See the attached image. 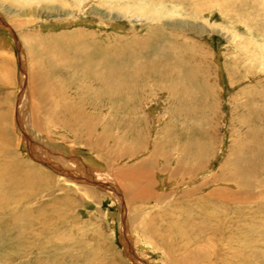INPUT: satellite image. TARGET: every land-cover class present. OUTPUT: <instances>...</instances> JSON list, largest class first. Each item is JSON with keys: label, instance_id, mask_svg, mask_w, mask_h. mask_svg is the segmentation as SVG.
I'll list each match as a JSON object with an SVG mask.
<instances>
[{"label": "rangeland", "instance_id": "rangeland-1", "mask_svg": "<svg viewBox=\"0 0 264 264\" xmlns=\"http://www.w3.org/2000/svg\"><path fill=\"white\" fill-rule=\"evenodd\" d=\"M16 1L0 0V264H264V0ZM103 48L123 90L74 69Z\"/></svg>", "mask_w": 264, "mask_h": 264}, {"label": "bare ground", "instance_id": "bare-ground-1", "mask_svg": "<svg viewBox=\"0 0 264 264\" xmlns=\"http://www.w3.org/2000/svg\"><path fill=\"white\" fill-rule=\"evenodd\" d=\"M18 1V0H17ZM16 1V2H17ZM22 1H25V0H19V2L20 3H22V5L23 6H19L20 7V9H23V8H26V6H24V5H26V3H28V5H31V4H29V2H26L25 4H23V2ZM112 1V0H111ZM140 1H142V0H140ZM12 2H13V0H12ZM81 2V1H80ZM109 3V2H108ZM141 3V2H140ZM81 4H83V3H81ZM87 4V3H86ZM81 6V5H80ZM18 7V6H17ZM85 7V6H84ZM108 7H110L109 5H108ZM111 7H112V5H111ZM49 7H47V9H48ZM83 8V7H82ZM130 8V7H129ZM141 8V7H140ZM41 9V8H40ZM85 9V8H84ZM27 10V9H26ZM50 10V9H49ZM41 11H42V9H41ZM44 11V10H43ZM142 11V10H141ZM49 12V11H48ZM140 12V11H139ZM141 13V12H140ZM139 13V14H140ZM31 15V14H30ZM139 16V15H138ZM141 16V15H140ZM136 17H137V15H136ZM139 18H141V17H139ZM152 20H154L155 18H151ZM157 21V20H156ZM103 36H105V35H103ZM108 36H110V35H108ZM106 39V38H105ZM108 39V38H107ZM96 40H98V39H96ZM101 40V39H100ZM122 40V39H121ZM143 40V39H142ZM151 40V39H150ZM84 41H86V40H84ZM95 41V40H94ZM106 41V40H105ZM112 41V40H111ZM168 40H167V37H164L160 42H158L157 44V46H159V52H167V51H170V49H168L169 47H170V44H169V42H167ZM103 42V41H102ZM102 42L100 43V44H102ZM86 43V42H85ZM100 44H98V45H100ZM108 44V43H107ZM114 44V43H113ZM112 45V44H111ZM109 46V45H108ZM98 47V46H97ZM134 47V46H133ZM137 47V46H136ZM83 48H85L86 50L88 49V48H90V45L88 46V45H84L83 46ZM95 48V47H94ZM99 48V47H98ZM109 48V47H108ZM132 48V47H131ZM138 48V47H137ZM93 49V48H92ZM135 49V48H134ZM96 50V49H95ZM100 50V49H99ZM108 50V49H107ZM118 50H120V49H118ZM80 53L82 52V54H83V57H82V59H79L80 57H81V55H78L77 56V58L76 59H79V60H77L76 62H75V65H74V69H78L79 70V68L80 67H82V66H88V64H90L91 65V67H93V68H90V70H89V72H87L88 74H91V75H95V76H97V74H99L98 76H100V77H103V76H101L100 74H103L104 75V78H100V79H102V82L103 83H101V85H103V87H102V89H98V90H100V91H102V92H104L105 90H108L109 88L111 89L112 87H114V88H117L118 87V89H121V90H123L122 89V87L124 86L122 83H126L127 81H130V80H128L127 78H121V77H116L117 75H115L114 77H111V74H113V73H115L116 71H114V67L112 66V68H111V70H110V68H109V66H104L103 65V63H105V62H103V59L102 58H104L103 56H105V54L107 55V56H109L110 58L112 57H114L113 58V60H115L116 61V56H114V55H111L108 51H106V50H104V48L102 49V51H97V52H100V53H95V56L93 55V57H89V56H87L86 54H85V51H84V49H82V50H78ZM132 51V50H131ZM136 51H137V49H136ZM184 52V51H183ZM134 53V52H133ZM171 53H173V52H171ZM127 54V53H126ZM163 54V53H162ZM174 54V53H173ZM97 55H99V56H97ZM131 56H133V54H130ZM122 56V55H121ZM129 56V55H128ZM128 56L127 57H125V59L126 58H128ZM122 57H124V56H122ZM119 59V58H118ZM129 59V58H128ZM153 59V58H152ZM109 60V59H108ZM112 60V61H113ZM107 61V60H106ZM112 62V63H116V62ZM122 61H124V60H122ZM128 61V60H127ZM165 61V60H164ZM109 62V61H108ZM178 62V61H177ZM112 63H111V65H112ZM165 63H168V65L166 66L167 67V69H169V70H171V68L173 67V64L175 63V61H174V55H173V58H172V60H166L165 61ZM123 64V63H122ZM147 64V63H146ZM178 64V63H177ZM176 63H175V65H177ZM108 65H109V63H108ZM117 65V64H116ZM116 65H115V68H116ZM156 65V64H155ZM124 66H126V65H124ZM152 66V65H151ZM151 66H150V68H151ZM178 66V65H177ZM111 67V66H110ZM146 67V66H145ZM123 69H125V67H122ZM127 68H128V66H127ZM147 68V67H146ZM73 69V70H74ZM117 69V68H116ZM131 69V68H130ZM133 69V68H132ZM140 69V68H139ZM157 69V68H156ZM160 69H162V67H160V65L158 66V71L157 72H159L160 71ZM164 69H166V68H164ZM174 69V68H173ZM77 70V71H78ZM121 70V69H120ZM144 71H145V69H143ZM181 70V69H180ZM76 71V70H75ZM127 71H129L128 69H127ZM131 71V70H130ZM129 71V72H130ZM186 71V70H185ZM79 72V71H78ZM100 72V73H99ZM124 71H122V73H123ZM126 72V71H125ZM124 72V73H125ZM163 72V71H162ZM179 72V71H178ZM182 72H183V70H182ZM188 72V71H187ZM190 72V71H189ZM118 73V72H117ZM116 73V74H117ZM122 73H120V74H122ZM144 73V72H143ZM142 73V74H143ZM119 74V75H120ZM126 74L128 75V73L126 72ZM138 74V73H137ZM153 74V73H152ZM191 74V73H190ZM193 74V73H192ZM195 74V73H194ZM108 75H110V77L111 78H109L108 77ZM114 75V74H113ZM132 75V74H131ZM151 75V74H150ZM184 75V74H183ZM98 76H97V78H98ZM122 76V75H121ZM135 76V75H134ZM137 76V75H136ZM143 76V75H142ZM145 76V75H144ZM152 76H155V75H152ZM196 76V75H195ZM127 77V76H126ZM139 77H140V75H139ZM180 77V76H179ZM188 77V76H187ZM191 77V76H190ZM94 78H96V77H93V79ZM177 78V77H176ZM185 77H183V79H184ZM99 79V80H100ZM131 79V78H130ZM133 79V78H132ZM136 79H138V77L136 78ZM158 79V78H157ZM180 79V78H179ZM142 80H143V78H142ZM185 80V79H184ZM190 80V79H189ZM101 81V80H100ZM134 81H136V80H134ZM133 80L131 81V82H129L130 84H132L133 85V82H134ZM141 81V80H140ZM176 81V80H175ZM93 82H95V83H97V80L95 79V80H93ZM143 82V81H142ZM147 82V81H146ZM182 82H184V81H182ZM181 82V83H182ZM186 82V81H185ZM185 82H184V84H185ZM90 83H92V82H90ZM85 84V83H84ZM141 84V83H140ZM159 84V83H158ZM173 84H176V83H173ZM172 84V85H173ZM183 84V83H182ZM183 84V86H185ZM93 85V84H92ZM95 85V84H94ZM93 85V86H94ZM137 85V84H136ZM135 85V86H136ZM142 85V84H141ZM89 86V85H88ZM139 86V85H138ZM152 86V85H151ZM177 86H178V83H177ZM100 86L98 85L97 86V88H99ZM131 87V86H130ZM130 87L128 88V91H130L131 92V90H132V87H131V89H130ZM124 88H126V87H124ZM133 88H135V87H133ZM117 89V90H118ZM136 90V89H135ZM176 90V89H175ZM112 91V90H111ZM134 91V90H133ZM99 92V91H98ZM101 92V93H102ZM127 92V91H126ZM135 92V91H134ZM88 93H89V91H88ZM129 93V92H128ZM133 93V92H132ZM89 94H91V93H89ZM100 94V93H99ZM109 94V93H108ZM114 94V93H113ZM142 94V93H141ZM104 95V94H103ZM121 95V94H120ZM152 95V94H151ZM106 96V95H105ZM115 96V95H114ZM131 96V95H130ZM154 96V95H153ZM116 97V96H115ZM98 98V97H97ZM120 98H122V97H120ZM131 98V97H130ZM133 98V97H132ZM131 98V99H132ZM135 98V97H134ZM50 100V99H49ZM116 100V99H115ZM126 100H128V99H126ZM133 100V99H132ZM112 101V100H111ZM117 101V100H116ZM109 102H110V100H109ZM124 102V101H123ZM117 103H119V102H117ZM121 103V102H120ZM131 103V102H130ZM107 104V103H106ZM110 104V103H109ZM122 104V103H121ZM121 104H120V106H121ZM125 105H126V101H125ZM95 106V105H94ZM128 107H129V104H128ZM130 107H131V105H130ZM57 108V107H56ZM111 108V107H110ZM121 108H122V106H121ZM125 108V107H124ZM123 108V109H124ZM127 108V107H126ZM135 108V107H134ZM64 109H66V108H64ZM129 109V108H128ZM111 110V109H110ZM127 110V109H126ZM46 112V111H45ZM57 112V111H56ZM128 112H129V110H128ZM114 113V112H113ZM47 114V113H46ZM181 118V117H180ZM187 122V121H186ZM185 123V122H184ZM186 125V124H185ZM175 126V125H174ZM165 127V126H164ZM181 127V126H180ZM168 128V127H167ZM173 128V127H172ZM164 129V128H163ZM166 129V128H165ZM189 129V128H188ZM162 130V129H161ZM160 130V131H161ZM159 131V132H160ZM172 131V130H171ZM177 133V132H176ZM181 133V132H180ZM189 133V132H188ZM166 134V133H165ZM188 135H190V134H188ZM187 135V136H188ZM135 136V135H134ZM192 136V135H191ZM190 136V137H191ZM193 136H194V134H193ZM162 137V136H161ZM167 137V136H166ZM185 137H186V135H185ZM189 137V138H190ZM160 138V137H159ZM171 137H169V139H170ZM181 138V137H180ZM192 138V137H191ZM162 139V138H161ZM163 139H165V138H163ZM182 139H184V137L182 136ZM185 139H187V138H185ZM166 140V139H165ZM194 140V139H193ZM168 141H170V140H168ZM167 141V142H168ZM180 141V140H179ZM155 142V141H154ZM153 142V143H154ZM186 142V141H185ZM188 142V141H187ZM186 142V143H187ZM183 143V142H182ZM195 143H196V141H195ZM194 143V144H195ZM197 143H199V142H197ZM128 144H129V142H128ZM127 144V145H128ZM133 144V143H132ZM131 144V145H132ZM156 144V143H155ZM159 144V143H158ZM158 144H156V145H158ZM162 144V143H161ZM172 144V143H171ZM175 144V143H174ZM207 144V143H206ZM173 145V144H172ZM181 145V144H180ZM183 145V144H182ZM181 145V146H182ZM197 145V144H196ZM141 146V145H140ZM176 146V145H175ZM134 147V146H133ZM139 147V146H138ZM158 147V146H157ZM161 147V146H160ZM189 147V146H188ZM187 147V148H188ZM159 148V147H158ZM197 148H198V146H197ZM126 149V148H125ZM134 149V148H133ZM137 149V151H139L138 149L139 148H136ZM161 149H162V147H161ZM160 149V150H161ZM173 149L174 148H172V151H173ZM189 149V148H188ZM199 150H201L200 148H198ZM154 150V149H153ZM163 150H164V148H163ZM176 150V152H177V150H178V147H177V149H175ZM174 150V151H175ZM205 150H206V148H205ZM130 151H132V150H130ZM136 151V152H137ZM155 151V150H154ZM157 152L159 151V149L158 150H156ZM155 151V152H156ZM180 151H182V150H180ZM180 151H179V154H180ZM188 151V150H187ZM186 151V152H187ZM133 152V151H132ZM131 152V153H132ZM135 152V151H134ZM154 152V153H155ZM160 152H162V151H160ZM182 152H184V151H182ZM130 153V154H131ZM138 153V152H137ZM137 153L135 154V156L137 155ZM153 153V152H152ZM175 153V152H174ZM200 153V152H199ZM156 154V153H155ZM159 153H157V158H158V155ZM162 154V153H161ZM167 154H168V152H167ZM166 154V155H167ZM184 154V153H183ZM186 154V153H185ZM128 155V154H127ZM132 155H134V153L132 154ZM154 155V154H153ZM152 155V156H153ZM169 155H171V154H169ZM182 155V154H181ZM188 155V156H187ZM192 155V153L190 154V157H192L191 156ZM129 156V155H128ZM161 156V155H160ZM131 157H133V156H131ZM155 157V156H154ZM177 157V156H176ZM184 157V156H183ZM160 158V157H159ZM161 158H162V156H161ZM165 158V156L163 157V159ZM172 157H170V159H171ZM187 158H189V153L188 154H186V159ZM197 158V157H196ZM165 159H167V158H165ZM175 159V158H174ZM193 159H195L194 158V156H193V158H192V160ZM151 160V159H150ZM169 160V159H168ZM172 160V159H171ZM188 160V159H187ZM190 160V159H189ZM159 161V160H158ZM163 161V160H162ZM181 161V160H180ZM194 161V160H193ZM160 162H161V160H160ZM176 162V161H175ZM195 162V161H194ZM199 162V161H198ZM178 163V162H177ZM83 164H85V163H83ZM145 164V163H144ZM190 164H191V162H190ZM193 164V163H192ZM170 165V164H169ZM172 165V164H171ZM184 166H186L187 164H183ZM189 165V164H188ZM137 166V165H136ZM153 166V165H152ZM165 166H167V165H165ZM178 166H179V163H178ZM182 166V165H181ZM81 167V166H80ZM155 167V166H154ZM153 167V168H154ZM171 167V166H170ZM183 167V166H182ZM88 168V167H87ZM160 168V167H159ZM162 168H164V167H162ZM187 168V167H186ZM190 168V167H189ZM193 168V167H192ZM172 169V168H171ZM178 169H179V167L177 168H175L174 167V171H173V169H172V172H171V174H174L175 173V171L177 170V172H179L178 171ZM72 170V169H71ZM76 170V169H75ZM74 170V171H75ZM167 170H168V168H167ZM188 170V169H187ZM180 171H182V170H180ZM197 171V170H196ZM89 172V171H88ZM185 173L187 172V171H184ZM170 173V172H169ZM184 173V174H185ZM190 173V172H189ZM193 173V172H192ZM194 173H196V172H194ZM241 173V172H240ZM187 174H188V172H187ZM78 175V174H77ZM186 175V174H185ZM173 176V175H172ZM187 176V175H186ZM137 177H140V176H137ZM193 178V177H192ZM104 179V178H103ZM162 179V178H161ZM188 179V178H187ZM191 179V178H190ZM87 180V179H86ZM89 180V179H88ZM135 180H137V178L135 177ZM129 181H131L130 183H132V180L130 179ZM242 182V181H241ZM163 183V182H162ZM243 183V182H242ZM108 184V183H107ZM162 185H164V183L162 184ZM199 186V185H198ZM207 186V185H206ZM248 186V185H247ZM185 187H187V186H185ZM150 189V188H149ZM201 190V189H200ZM190 191V190H189ZM201 192V191H200ZM217 192V191H216ZM214 193V192H213ZM224 193V192H223ZM187 194V193H186ZM203 195V194H202ZM190 196V195H189ZM30 200L32 201V202H35L36 201V194L35 193H31L30 194ZM199 198V197H198ZM209 198V197H208ZM207 200V199H206ZM211 200V199H210ZM17 202V201H16ZM19 202V203H18ZM17 203V211H16V213H20V214H25L26 212H27V210L26 211H24L27 207H25V202H22V201H18ZM196 202V201H195ZM197 203V202H196ZM26 204H30V202H26ZM18 206H20V211H18L19 209H18ZM22 207V208H21ZM27 216V215H26ZM19 217V216H18ZM20 218V217H19ZM21 219V218H20ZM19 220V219H18ZM38 251H40L41 253H44V249L42 248V246H41V244H39L38 246H37V248H36ZM63 250H65L63 247L62 248H57V249H53V254H51V256H56V257H58L59 258V256H60V254H61V252L63 251Z\"/></svg>", "mask_w": 264, "mask_h": 264}]
</instances>
